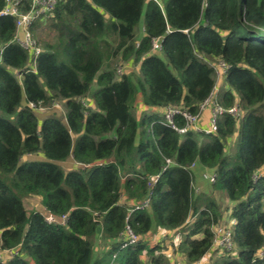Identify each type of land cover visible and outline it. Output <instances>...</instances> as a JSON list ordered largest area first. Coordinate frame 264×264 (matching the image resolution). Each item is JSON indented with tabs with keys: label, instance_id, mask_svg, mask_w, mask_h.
I'll list each match as a JSON object with an SVG mask.
<instances>
[{
	"label": "trees",
	"instance_id": "trees-1",
	"mask_svg": "<svg viewBox=\"0 0 264 264\" xmlns=\"http://www.w3.org/2000/svg\"><path fill=\"white\" fill-rule=\"evenodd\" d=\"M157 2L59 0L30 25L34 69L0 15V264H173L150 244L159 232L179 234L173 253L190 264L216 252L227 219L234 253L214 264H264V0ZM217 61L229 66L219 81ZM216 84L238 118L210 134L164 124L159 109L198 113ZM126 223L137 240L120 248Z\"/></svg>",
	"mask_w": 264,
	"mask_h": 264
},
{
	"label": "built area",
	"instance_id": "built-area-1",
	"mask_svg": "<svg viewBox=\"0 0 264 264\" xmlns=\"http://www.w3.org/2000/svg\"><path fill=\"white\" fill-rule=\"evenodd\" d=\"M59 0H4V6L0 11V15L2 16H11L14 19L15 24V32L13 36V41H15L22 49L28 51L33 55L32 59V69L35 66V59L40 52L39 45L36 42V39L32 36L29 28L34 19L42 15L44 17H48L50 12L54 8L55 4ZM157 2V0H153ZM158 3V2H157ZM27 8L24 10V8ZM186 32V30H184ZM158 48V37L152 40V49ZM120 68V67H119ZM117 69V72L120 73ZM215 78L217 81L221 78L222 75L228 72L229 66L226 65L223 61H217L213 64ZM216 90V85H215ZM214 90V91H215ZM213 94V93H212ZM212 94L204 100V102L200 105V110L198 113H190L185 109H181L177 106H165L161 109L156 110L161 112V115L164 119V124L174 129L179 134H184L187 131H196L199 133L210 134L213 133L217 129V120L219 116L223 114H228L233 118H238L241 114V109L237 105L223 107L221 106ZM55 107L58 106L57 103L54 104ZM210 111L208 113L207 118L201 116V113H204L205 110ZM41 111V110H40ZM180 116L184 120V124L181 126H177L175 122V118ZM26 157V156H24ZM25 162V161H24ZM171 163L170 159H165V164L162 169H165L167 165ZM193 164H191L192 166ZM203 177L208 179V181H213L214 175L209 173H204ZM157 179V175L149 177L148 185L154 183ZM148 205V199H144L129 209V212H132L136 209H142ZM42 216L44 221L47 223H58L63 225L67 220V215H61L59 218H56L51 213L42 212ZM219 223L212 228V232L214 235L213 238V248L218 251H223L225 247L230 248L231 246V230L230 227ZM137 240V236L132 231L130 225L126 223L125 226V239L121 243L120 248H123L127 245L135 243ZM10 252L7 250L1 251V261L3 262V258L9 254ZM260 255L264 254V249L259 252ZM115 256V254H114ZM116 258V257H115ZM111 262V261H110ZM202 260H197L190 264H203ZM111 264V263H110Z\"/></svg>",
	"mask_w": 264,
	"mask_h": 264
},
{
	"label": "rangeland",
	"instance_id": "rangeland-1",
	"mask_svg": "<svg viewBox=\"0 0 264 264\" xmlns=\"http://www.w3.org/2000/svg\"><path fill=\"white\" fill-rule=\"evenodd\" d=\"M117 67H120L119 70H118L120 73H122V72H125V73L127 72L128 73V72H130L133 69V67H129V68L126 67L125 64L124 65L120 64ZM218 85L219 84H216V90H218ZM215 91L213 92L212 97H214ZM56 107L61 108L60 105H58ZM40 112L43 113L44 111H40ZM208 113L210 114V111L207 108V110H205L204 113H201V116L207 118ZM24 199H25L24 200L25 201V206L27 208H31V209L33 208L34 210L40 209L39 202H38V200L36 198L25 197ZM225 216H227V213H226ZM223 222H224L223 224H225L227 226H230V224H229L230 221L228 219L223 221ZM169 234H171V233H169ZM156 239H158V241H161V244H164L167 247L166 253L170 257V260H171V262L173 264H183L182 257L179 254H177V253H173V246H172L173 241H174V243H176V241L178 243L179 234H177V236L175 234H171V235L167 236L165 232H159V233L155 234V236H153V239H152L150 244H152L153 241H155ZM232 247H233V245L231 243L230 248L225 247L223 251H217L216 250V252L207 253L203 258H201V260H202L201 263H203V264H214V262H216L215 260L218 258V256H222V254H224V256H225L228 252H231V251H232V254H233L234 251H233ZM103 249H105L104 248V243H102L97 238L96 241H95V245H94L95 254H98L99 251L103 250ZM115 257H116V254H115V256L113 254L112 257H111V262H110L111 264H114L113 261H114Z\"/></svg>",
	"mask_w": 264,
	"mask_h": 264
}]
</instances>
